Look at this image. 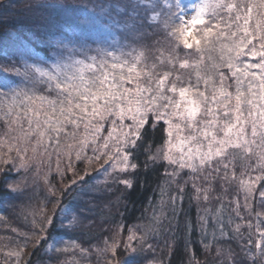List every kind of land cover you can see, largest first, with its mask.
I'll return each mask as SVG.
<instances>
[{
    "label": "snow or ice",
    "instance_id": "1",
    "mask_svg": "<svg viewBox=\"0 0 264 264\" xmlns=\"http://www.w3.org/2000/svg\"><path fill=\"white\" fill-rule=\"evenodd\" d=\"M115 7L116 14L110 5L99 8L105 15L99 25L95 15L70 17L77 26L98 25L106 33L93 42L95 49L61 41L65 54L50 64L24 59L20 67L0 65V74L20 79L0 82V123L6 128L0 136V175L5 188L23 195L26 189L20 181L9 182L8 174L30 168L29 148L34 154L43 149L50 158L55 155L59 166L61 138L75 139L82 130L76 159L83 155L89 161L103 160L98 171L111 172L117 178L114 183L130 189L134 181L128 170L140 167L138 149L143 147L145 168L149 163L164 166L158 202L143 231L130 229L125 240L120 228L90 248L75 239L53 237L49 250L69 254L71 249L80 256L93 251L97 264H141L145 250L153 248L150 239L179 230L187 198L196 207V220L193 226L192 218L185 216L184 229L189 236L198 230L206 255L214 250L218 264H238L237 253L225 246L231 241L244 260L264 264V0H127ZM89 11L96 13L97 8ZM198 24L202 27L194 35L189 26ZM147 29H152L149 35L163 34L153 42L159 55L150 65L145 51L131 42ZM205 53L217 54L208 56L210 65L204 63ZM177 64L188 70L186 78L174 71ZM165 65L168 70H161ZM160 124L162 141L153 152L149 133ZM68 171L73 178L59 188L60 197L53 195L51 215L33 213L34 248L49 239L60 213L71 215L60 217L59 230L75 232L85 226L81 213L61 207L63 195L85 181L86 173L78 175L71 168L62 179ZM49 185L55 194L57 186ZM22 239V245L6 253L15 264L34 254L24 251L29 237ZM121 250L124 254L118 258ZM189 264H200L194 248Z\"/></svg>",
    "mask_w": 264,
    "mask_h": 264
},
{
    "label": "trees",
    "instance_id": "2",
    "mask_svg": "<svg viewBox=\"0 0 264 264\" xmlns=\"http://www.w3.org/2000/svg\"><path fill=\"white\" fill-rule=\"evenodd\" d=\"M91 4V0H86ZM185 1V0H184ZM122 4L127 0L120 1ZM101 5L111 4L108 0H99ZM56 4H71V0H0V65L8 67H20V61L27 59L29 63L40 61L42 64H50L65 54L64 50L59 48V42L63 41L69 47L75 45L77 47L87 44L90 48L95 49L97 44L105 35L98 26L86 27L77 26L75 23H67L64 18V11L72 16L86 17L85 12H78L74 7L55 10L52 14L53 22L44 23L42 15L43 10L48 7L56 6ZM90 9L88 3L86 7ZM35 7L39 8L37 13ZM112 7V6H111ZM71 12V13H70ZM113 14H116L114 9ZM70 21V20H69ZM38 22V23H37ZM105 22V16L102 18V23ZM202 25H195L192 33L195 35L199 32ZM152 29H147V32L138 41H131L138 50L145 51L148 59L147 64L155 62V58L159 53L155 52L153 42L163 38L161 33L158 36L149 35ZM95 54L94 52L89 53ZM183 53H181L182 55ZM167 52L165 51V57ZM215 57L216 53H205L204 63L210 65L208 56ZM170 66H162L161 70H168ZM174 71H178L185 78L188 70H180L178 64ZM12 80L15 83H20L17 77H5L0 74V82ZM43 91V86H41ZM47 94V93H45ZM164 125L160 124L154 133H149L152 143V151H155L156 145L162 141V129ZM1 130H5L3 123H0ZM62 140V139H61ZM147 159V154L144 148L138 149V163L140 167L133 171L129 169V177L134 181L132 188H126L123 184L114 183L117 178L110 174L107 181L96 182L93 174L87 175L83 184H78L76 188L71 189L63 195L61 207L71 209L82 214L84 217L85 226L81 230L72 231L59 230L61 223L60 217L71 213H60L56 219V224L49 230V239L41 244L38 248L33 247L32 229L35 212L38 216L41 211L51 215L55 197H60L59 188L55 194L47 191L49 187L48 181L54 175L53 164L42 166L37 173H33L30 169L21 170L16 174L13 169L8 174V181H20L21 186L26 190L23 195L17 192H10L4 186V176L0 175V241L7 242L8 245H22L23 237L28 236L27 252H34L29 258L27 255L21 258L22 264H28L30 259L31 264H64L65 261L73 259L85 263L97 264V254L90 251L86 256H80L79 253L72 255V250L69 254H57L49 250L48 245L53 243V237L56 241L73 240L75 239L84 248H90V245L98 244L103 238L110 237L115 230L122 228V236L125 239L128 228L138 226L142 231L150 221L153 214V208L158 202L159 188L158 183L162 179L163 164L154 166L149 163L148 167H144ZM171 171V169H169ZM239 172V169H238ZM49 175V176H46ZM187 175V172L184 173ZM124 179L123 175L119 177ZM182 176L180 179L182 180ZM46 182L44 183V180ZM48 180V181H47ZM52 185V182H50ZM217 191L219 186L217 185ZM188 193H191V188H188ZM215 194V193H214ZM231 191L229 196H231ZM187 196V194H186ZM119 198V199H117ZM51 200L49 203L48 201ZM217 202L213 201V207ZM204 205H202L203 207ZM184 213L180 217L179 230L161 232L159 235L150 239L153 244L152 249H146L143 253L141 264H147V261H162L163 264H189L191 249H195V258L200 264H218L214 250L211 254H205L199 243L200 235L198 230H193L189 236L184 229L185 216H190L195 226L196 207L189 203L186 198L183 204ZM91 222V223H89ZM66 223V221H65ZM167 223V222H165ZM142 225V227H140ZM39 227V224L36 225ZM13 229L16 231L14 232ZM178 242L175 245V250H170V245ZM188 248L186 250L185 244ZM231 248L237 253L236 260L238 264L244 260V253L237 247L235 242L225 241V246ZM60 247L61 245H57ZM122 249V246H121ZM123 251L121 250L122 258ZM14 259V257H13ZM244 264H251V260H244Z\"/></svg>",
    "mask_w": 264,
    "mask_h": 264
},
{
    "label": "rangeland",
    "instance_id": "3",
    "mask_svg": "<svg viewBox=\"0 0 264 264\" xmlns=\"http://www.w3.org/2000/svg\"><path fill=\"white\" fill-rule=\"evenodd\" d=\"M71 1L73 3L74 10H76L78 12H82V13L85 12L86 17L95 15L98 19V25L103 24L102 18H104L105 15H104V13L99 12V8L103 6V5H101V3H99V0H91V4L89 3V1L87 2L86 0H71ZM120 1H124V0H108V2L112 6L113 11L115 9L117 12V9L115 6L118 4H122ZM102 2H103V0H102ZM190 2H192V0H185L184 1L185 4L190 3ZM87 3L89 5H91L90 9L93 8V6H95L97 8V12L93 13V12L89 11L88 6L86 7ZM105 5H109V4H105ZM38 9L39 8L35 7L36 13H37ZM55 10H60L62 13L64 11V8L56 7V6H52V8H51V6H50L47 8V10H43L42 15L45 18L43 21L44 23L53 22V20H52L53 18L51 16ZM119 11H123V9L121 8V9H119ZM63 13H64L63 15H64L66 22L71 23L72 21H71L70 17L72 15L65 13V11ZM190 18H191V14H189V16L185 17V21L190 20ZM86 27H88V26H84L82 28H86ZM189 27H190L191 31L194 30V28H195V26H192V25H190ZM69 131H71V129H69ZM5 132H6V129L1 130V128H0V136H3L5 134ZM105 135H106V133H105ZM82 137H83V131L81 130L77 134L75 139L65 138V137L61 138L62 140H61V154L59 157V166H57L58 162H57V157L55 155H52L50 158L48 154L43 152V149L38 150L34 154L31 150V148H29V151H28V157H29L28 163L30 165L29 169L33 173L38 174V171L41 169L42 166L46 167V166H49L50 164H53L54 168L53 169L49 168L47 170L54 171V175L50 178L51 180H49V181L52 182V185L57 186V188H61L64 185L68 184L69 179L73 178L72 171L67 172L66 178H64V179L61 178L62 175L64 174L66 168L74 169L78 175H85V173H86L85 178L87 177V175H89L91 173V174H93V178L96 182L107 181L109 179L108 176L111 174V172L104 173L102 171H98L101 164L104 163L103 160L89 161V160L85 159L83 155L81 156V160L78 161L76 159V149H77V146H78L80 140L82 139ZM67 145H72V148H68ZM85 153L87 156L92 155L91 151H89L87 149H85ZM51 160H53V162H51ZM46 176H49V175H46ZM49 181H48V183H49ZM45 182H46V179L44 180V183ZM45 185H46V187H49L48 186L49 184H45ZM47 191H49V188ZM140 227H142V225ZM130 229L132 231H136L138 229V226L128 228L127 233H125L126 234L125 240L130 235V231H129ZM143 229L144 228H142V231H143ZM63 241H67V240H63ZM17 246L18 245H15V246L8 245V243L4 242V240L0 241V264H15V258L13 259V257L6 255V253L9 250L15 249ZM24 250H26V249H24ZM20 264H22L21 260H20ZM80 264H93V263H85V262L81 263L80 262Z\"/></svg>",
    "mask_w": 264,
    "mask_h": 264
}]
</instances>
